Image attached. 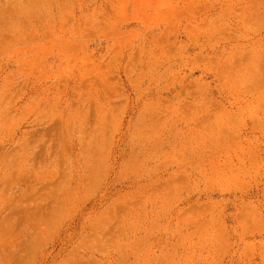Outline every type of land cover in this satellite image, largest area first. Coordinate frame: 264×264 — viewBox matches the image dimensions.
<instances>
[{
    "label": "rangeland",
    "instance_id": "374dc122",
    "mask_svg": "<svg viewBox=\"0 0 264 264\" xmlns=\"http://www.w3.org/2000/svg\"><path fill=\"white\" fill-rule=\"evenodd\" d=\"M0 264H264V0H0Z\"/></svg>",
    "mask_w": 264,
    "mask_h": 264
}]
</instances>
